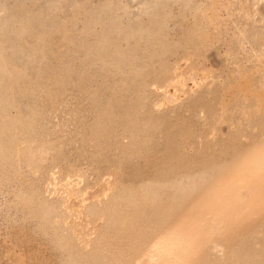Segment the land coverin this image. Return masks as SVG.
Here are the masks:
<instances>
[{
	"label": "bare ground",
	"instance_id": "bare-ground-1",
	"mask_svg": "<svg viewBox=\"0 0 264 264\" xmlns=\"http://www.w3.org/2000/svg\"><path fill=\"white\" fill-rule=\"evenodd\" d=\"M0 245L264 264V0H0Z\"/></svg>",
	"mask_w": 264,
	"mask_h": 264
},
{
	"label": "rangeland",
	"instance_id": "rangeland-1",
	"mask_svg": "<svg viewBox=\"0 0 264 264\" xmlns=\"http://www.w3.org/2000/svg\"><path fill=\"white\" fill-rule=\"evenodd\" d=\"M209 59V60H208ZM208 61L209 62H205V66L207 67H211L214 68L216 70L220 69L221 64H223V62L221 61V58H219V56H217L216 58V54L212 53L209 57H208ZM206 60V61H207ZM205 72V71H203ZM2 249V250H1ZM6 248L2 247V245H0V264H4V259H3V254L5 253ZM3 251V253H2Z\"/></svg>",
	"mask_w": 264,
	"mask_h": 264
}]
</instances>
